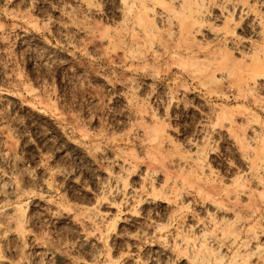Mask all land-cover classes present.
<instances>
[{
    "label": "rangeland",
    "instance_id": "374dc122",
    "mask_svg": "<svg viewBox=\"0 0 264 264\" xmlns=\"http://www.w3.org/2000/svg\"><path fill=\"white\" fill-rule=\"evenodd\" d=\"M261 63L264 0H0V264H264Z\"/></svg>",
    "mask_w": 264,
    "mask_h": 264
},
{
    "label": "bare ground",
    "instance_id": "6f19581e",
    "mask_svg": "<svg viewBox=\"0 0 264 264\" xmlns=\"http://www.w3.org/2000/svg\"><path fill=\"white\" fill-rule=\"evenodd\" d=\"M185 4V3H184ZM197 18V17H196ZM200 20V19H199ZM199 20H197L198 22H199ZM191 27H194V25L193 26H191ZM193 29V28H192ZM189 31H190V29H188ZM188 31V32H189ZM185 32V31H184ZM254 69L256 70V71H258L261 75H264V63H261V64H257L255 67H254ZM253 70V69H252Z\"/></svg>",
    "mask_w": 264,
    "mask_h": 264
}]
</instances>
